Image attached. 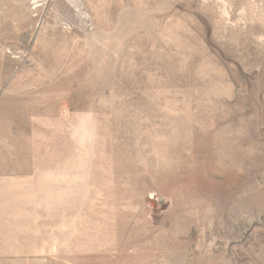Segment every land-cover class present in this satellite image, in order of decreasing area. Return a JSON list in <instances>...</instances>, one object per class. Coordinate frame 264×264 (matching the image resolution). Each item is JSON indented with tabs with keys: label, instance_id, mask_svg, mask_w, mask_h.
<instances>
[{
	"label": "rangeland",
	"instance_id": "1",
	"mask_svg": "<svg viewBox=\"0 0 264 264\" xmlns=\"http://www.w3.org/2000/svg\"><path fill=\"white\" fill-rule=\"evenodd\" d=\"M0 264H264V0H0Z\"/></svg>",
	"mask_w": 264,
	"mask_h": 264
}]
</instances>
